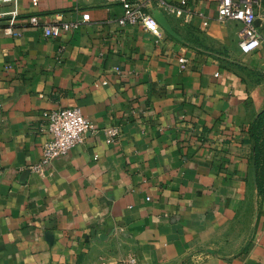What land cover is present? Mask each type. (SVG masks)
<instances>
[{"label":"crops","instance_id":"crops-1","mask_svg":"<svg viewBox=\"0 0 264 264\" xmlns=\"http://www.w3.org/2000/svg\"><path fill=\"white\" fill-rule=\"evenodd\" d=\"M135 1L158 34L121 0L3 7L0 264H264V42L243 52L218 0ZM34 14L77 28L47 38ZM69 106L94 129L32 169L42 112Z\"/></svg>","mask_w":264,"mask_h":264},{"label":"built area","instance_id":"built-area-1","mask_svg":"<svg viewBox=\"0 0 264 264\" xmlns=\"http://www.w3.org/2000/svg\"><path fill=\"white\" fill-rule=\"evenodd\" d=\"M125 8L124 15L118 19L119 23L143 24L154 33L158 34V26L154 17L145 12L142 6L135 0H121ZM39 0H33L38 5ZM262 0H218V14L222 19L238 20L243 24L239 34V44L242 51L249 53L259 48L264 42V37L256 24L258 9ZM29 22L33 26L40 27L45 37L56 38L63 33H68L77 28L75 22H41L38 15H31ZM6 34L19 35L13 25L4 28ZM182 67L187 66L188 59L181 56ZM43 131L46 138L42 144V156L40 161L32 166V169L44 171L54 159L66 155L75 145L82 142L85 134L94 129V124L84 115L79 106H69L58 109H47L41 114ZM120 134V126L114 125L107 128V141L116 142ZM136 259L130 257L119 264H134Z\"/></svg>","mask_w":264,"mask_h":264},{"label":"rangeland","instance_id":"rangeland-1","mask_svg":"<svg viewBox=\"0 0 264 264\" xmlns=\"http://www.w3.org/2000/svg\"><path fill=\"white\" fill-rule=\"evenodd\" d=\"M7 3H8V0H0V14H2V12H4V11H2V9H3V7L8 5Z\"/></svg>","mask_w":264,"mask_h":264}]
</instances>
